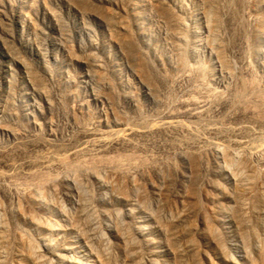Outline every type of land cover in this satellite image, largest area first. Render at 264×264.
I'll return each instance as SVG.
<instances>
[{
    "label": "rangeland",
    "instance_id": "rangeland-1",
    "mask_svg": "<svg viewBox=\"0 0 264 264\" xmlns=\"http://www.w3.org/2000/svg\"><path fill=\"white\" fill-rule=\"evenodd\" d=\"M0 264H264V0H0Z\"/></svg>",
    "mask_w": 264,
    "mask_h": 264
},
{
    "label": "bare ground",
    "instance_id": "bare-ground-1",
    "mask_svg": "<svg viewBox=\"0 0 264 264\" xmlns=\"http://www.w3.org/2000/svg\"><path fill=\"white\" fill-rule=\"evenodd\" d=\"M165 122L169 124V123H171V122H173V121H172V120H168V121H165ZM241 171H242V170H241ZM239 178H240V177H239ZM244 179H245V178H244ZM246 179H247V178H246ZM246 179H245V180H246ZM246 182H247V181H246ZM244 183H245V182H244ZM247 183H248V182H247Z\"/></svg>",
    "mask_w": 264,
    "mask_h": 264
}]
</instances>
